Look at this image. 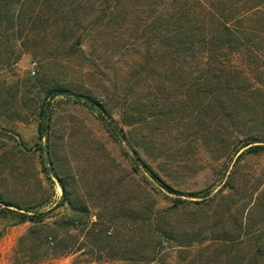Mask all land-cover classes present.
<instances>
[{
	"label": "rangeland",
	"instance_id": "1",
	"mask_svg": "<svg viewBox=\"0 0 264 264\" xmlns=\"http://www.w3.org/2000/svg\"><path fill=\"white\" fill-rule=\"evenodd\" d=\"M6 1L0 264H254L264 243V152L247 150L264 145V64L246 48L211 64L170 56V30L162 19L155 27L166 0H29L13 22ZM215 62L257 92L223 94L226 109L195 94ZM53 88L96 103L51 99ZM18 213H45L64 243L21 244L39 227Z\"/></svg>",
	"mask_w": 264,
	"mask_h": 264
},
{
	"label": "trees",
	"instance_id": "2",
	"mask_svg": "<svg viewBox=\"0 0 264 264\" xmlns=\"http://www.w3.org/2000/svg\"><path fill=\"white\" fill-rule=\"evenodd\" d=\"M26 1L29 0L6 1L9 21L13 22L16 18H23L18 14L19 11L16 12V8L18 6L22 8L27 3ZM42 1L46 2L47 0ZM166 2L167 12L157 11L159 18L155 20V27L158 25L156 23L162 19L163 26L170 30L165 38L171 50L170 56L179 55L183 60L210 61L211 64V61L229 62L228 53L246 48L252 58H256L264 64V0H166ZM28 20L38 21L40 16L34 14V17H30ZM261 43L263 47L258 45ZM216 62L214 64L216 72L210 67V64L205 70V73H214L211 79L201 78V82L190 87L195 94L203 98H212L214 101L219 100L221 106L226 109L221 102L223 94L238 92V94L254 95L257 92V88L238 69L228 68L223 66V63L216 64ZM60 95L74 96L73 93H68L66 89L61 88H53L48 92V97L51 99ZM74 97L78 100L92 101L83 95L77 94ZM233 105L236 104L230 102L227 107L233 110ZM43 117L44 122L41 124V128L46 125L44 114ZM114 136L116 135L114 134ZM249 141L247 139L244 142V147L250 144ZM263 152L264 145H254L247 150V153L260 154ZM141 164L164 190L174 192L148 165L143 162ZM62 189L68 199L67 188L63 184ZM18 216L22 223L28 221L39 227V229L32 228L22 238L21 244L27 240H39V242H46L56 248L64 243L65 240L62 239L58 231H52L45 225V213H18ZM89 237L97 242L112 245L109 239H101L99 234L90 232ZM98 257L101 258V256ZM263 258L264 243H256L252 261L254 264H260Z\"/></svg>",
	"mask_w": 264,
	"mask_h": 264
},
{
	"label": "built area",
	"instance_id": "3",
	"mask_svg": "<svg viewBox=\"0 0 264 264\" xmlns=\"http://www.w3.org/2000/svg\"><path fill=\"white\" fill-rule=\"evenodd\" d=\"M32 72H33V74H35L34 67H32Z\"/></svg>",
	"mask_w": 264,
	"mask_h": 264
},
{
	"label": "clouds",
	"instance_id": "4",
	"mask_svg": "<svg viewBox=\"0 0 264 264\" xmlns=\"http://www.w3.org/2000/svg\"><path fill=\"white\" fill-rule=\"evenodd\" d=\"M30 74V73H29Z\"/></svg>",
	"mask_w": 264,
	"mask_h": 264
}]
</instances>
